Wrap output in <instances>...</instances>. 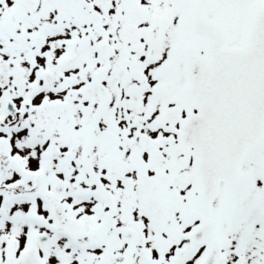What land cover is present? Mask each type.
I'll return each mask as SVG.
<instances>
[{
	"label": "snow or ice",
	"instance_id": "1",
	"mask_svg": "<svg viewBox=\"0 0 264 264\" xmlns=\"http://www.w3.org/2000/svg\"><path fill=\"white\" fill-rule=\"evenodd\" d=\"M0 264H264V0H0Z\"/></svg>",
	"mask_w": 264,
	"mask_h": 264
}]
</instances>
